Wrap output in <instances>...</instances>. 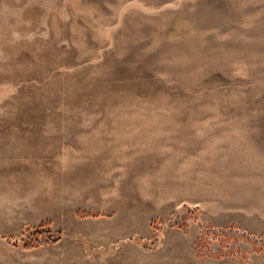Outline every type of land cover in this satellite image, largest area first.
I'll list each match as a JSON object with an SVG mask.
<instances>
[{
    "label": "rangeland",
    "instance_id": "1",
    "mask_svg": "<svg viewBox=\"0 0 264 264\" xmlns=\"http://www.w3.org/2000/svg\"><path fill=\"white\" fill-rule=\"evenodd\" d=\"M0 264H264V0H0Z\"/></svg>",
    "mask_w": 264,
    "mask_h": 264
}]
</instances>
